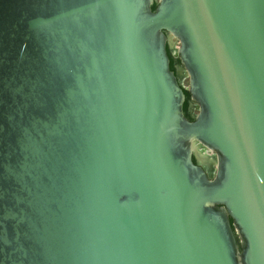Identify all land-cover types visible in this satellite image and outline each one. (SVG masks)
Instances as JSON below:
<instances>
[{"label": "water", "instance_id": "obj_1", "mask_svg": "<svg viewBox=\"0 0 264 264\" xmlns=\"http://www.w3.org/2000/svg\"><path fill=\"white\" fill-rule=\"evenodd\" d=\"M0 264H264V0H0Z\"/></svg>", "mask_w": 264, "mask_h": 264}, {"label": "flooded vegetation", "instance_id": "obj_2", "mask_svg": "<svg viewBox=\"0 0 264 264\" xmlns=\"http://www.w3.org/2000/svg\"><path fill=\"white\" fill-rule=\"evenodd\" d=\"M169 50H170V54H171V56L175 59V61H176V63H175V65L176 64H179V57H178V54H177V52H176V50L174 49V48H169ZM179 60V61H178ZM180 69L181 70H177V74H178V78H179V80H180V83L183 85V83H182V81H181V79H182V77L183 78H185L186 77V73H185V70L183 69V66L180 64ZM182 73V74H181ZM182 76V77H181ZM188 79V78H187ZM184 86V85H183ZM185 87V86H184ZM186 88V87H185ZM186 102H187V104H188V109H187V114H188V116H191V114H193V112H192V110L194 111V110H197V107H196V104H194V106H193V108L191 109V106H190V102H191V98H190V96H186Z\"/></svg>", "mask_w": 264, "mask_h": 264}, {"label": "trees", "instance_id": "obj_3", "mask_svg": "<svg viewBox=\"0 0 264 264\" xmlns=\"http://www.w3.org/2000/svg\"><path fill=\"white\" fill-rule=\"evenodd\" d=\"M155 8H156V4H154V5L152 6V9H153V10H155ZM168 52H169V54H170V50H169V48H168ZM178 61H179V60H178ZM175 63H176L175 59H174V58L171 56V54H170V67H171V69L174 70V71H176V69H175ZM186 96H190V95L186 92ZM187 109H188V104H187V102H185V103H184V111H185L186 115L188 116V114H187Z\"/></svg>", "mask_w": 264, "mask_h": 264}, {"label": "bare ground", "instance_id": "obj_4", "mask_svg": "<svg viewBox=\"0 0 264 264\" xmlns=\"http://www.w3.org/2000/svg\"><path fill=\"white\" fill-rule=\"evenodd\" d=\"M200 153L202 154L203 163H206V167L210 168L212 164H211V161H209V160H212V158H211L212 155L210 153H208L207 150H202Z\"/></svg>", "mask_w": 264, "mask_h": 264}, {"label": "rangeland", "instance_id": "obj_5", "mask_svg": "<svg viewBox=\"0 0 264 264\" xmlns=\"http://www.w3.org/2000/svg\"><path fill=\"white\" fill-rule=\"evenodd\" d=\"M178 42L177 43H175V47H177L178 46ZM182 77V76H181ZM181 81H182V83H183V85L185 86V87H188V79H187V77H185V78H183L182 77V79H181ZM192 112H193V114H196L197 113V110H192Z\"/></svg>", "mask_w": 264, "mask_h": 264}, {"label": "built area", "instance_id": "obj_6", "mask_svg": "<svg viewBox=\"0 0 264 264\" xmlns=\"http://www.w3.org/2000/svg\"><path fill=\"white\" fill-rule=\"evenodd\" d=\"M177 48V47H176Z\"/></svg>", "mask_w": 264, "mask_h": 264}]
</instances>
